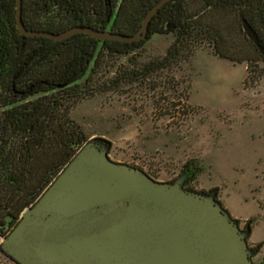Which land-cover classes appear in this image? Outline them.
<instances>
[{
    "label": "trees",
    "instance_id": "trees-1",
    "mask_svg": "<svg viewBox=\"0 0 264 264\" xmlns=\"http://www.w3.org/2000/svg\"><path fill=\"white\" fill-rule=\"evenodd\" d=\"M157 1L124 0L114 16L111 31L134 33L148 9ZM50 2L51 0H22L21 17L28 29L57 33L50 29ZM229 12L238 19V32L243 39L240 46H235L232 34L231 38H227L222 30L223 15ZM15 13V0H0L2 238L9 234L21 219L23 211L36 203L89 141L82 128L69 115L78 102L104 91H116L135 83L155 82L160 72L173 70L188 59L205 40L211 44L215 55L233 62H245L249 80L252 79V65L264 63L263 53L246 37L241 24V19L244 18L264 48V0H169L150 21L148 37L145 40L133 43L106 40L103 41V47L97 50L94 38L89 37L86 44L85 38L78 37L79 54L84 53L90 59L95 58V65L103 67L104 73L100 78L91 73L87 80L76 85L73 84L79 81L78 78L50 74L44 76L50 72L52 60L65 62L70 52H62L56 58L55 53L51 52L49 38L35 36L25 37V40L16 29ZM27 22L32 26L27 25ZM153 34L174 36L163 56L139 65L131 58L127 60V64H117L119 58L127 57L141 49ZM24 41L26 48L23 49ZM82 42L85 45H81ZM25 49L34 50L37 62L33 67L42 71V77L27 79L14 76L16 67L21 64L25 55ZM30 52L28 54H31ZM112 69L114 72H111ZM63 84L68 88L58 89L57 85ZM30 87L32 88L28 90ZM85 87L88 90L82 89ZM148 176L152 177L150 174ZM251 223L252 220L247 221L245 228L249 230ZM260 247V244L249 246L251 259L259 252Z\"/></svg>",
    "mask_w": 264,
    "mask_h": 264
},
{
    "label": "rangeland",
    "instance_id": "rangeland-1",
    "mask_svg": "<svg viewBox=\"0 0 264 264\" xmlns=\"http://www.w3.org/2000/svg\"><path fill=\"white\" fill-rule=\"evenodd\" d=\"M223 17L225 36L242 45L237 17ZM173 40L172 34H153L117 64L161 57ZM246 67L215 55L205 40L155 82L97 93L69 115L89 141L107 147L112 161L217 202L219 193L224 202L245 196L255 206L251 190L264 199V63L252 65L250 80ZM0 264L14 263L0 253Z\"/></svg>",
    "mask_w": 264,
    "mask_h": 264
},
{
    "label": "water",
    "instance_id": "water-1",
    "mask_svg": "<svg viewBox=\"0 0 264 264\" xmlns=\"http://www.w3.org/2000/svg\"><path fill=\"white\" fill-rule=\"evenodd\" d=\"M169 0H158L132 34L75 26L60 33L32 31L15 0V25L25 36L65 40L86 33L133 43ZM242 29L263 53L255 31ZM248 231L213 196L158 182L141 169L109 159L107 147L88 141L21 219L1 249L18 264H255Z\"/></svg>",
    "mask_w": 264,
    "mask_h": 264
},
{
    "label": "flooded vegetation",
    "instance_id": "flooded-vegetation-1",
    "mask_svg": "<svg viewBox=\"0 0 264 264\" xmlns=\"http://www.w3.org/2000/svg\"><path fill=\"white\" fill-rule=\"evenodd\" d=\"M123 1L124 0H51V2L49 3L50 6L48 8L51 11L50 19L52 18L51 19L52 28L50 29H52V31H56L57 33H60L75 26H84V27H92L97 30L111 31L114 16L118 13L119 9L121 8V5L123 4ZM134 10L135 7H133V11ZM27 25L32 26L31 23L29 22H27ZM26 29L28 28L26 27ZM20 35L22 34L20 33ZM22 36L24 39L25 37H31L25 35ZM78 37H82V39L85 38L86 39L85 43L87 44L89 37L92 36L86 33H77L61 41H57L49 38L51 40L50 43L52 45L51 52L55 53L56 58L58 55H61V53L65 51H69L70 56L65 62L52 60L50 62L51 70L50 72L44 74V76L50 74L51 76L78 78L79 81L75 82L73 85L84 82L85 80L88 79L91 73L93 75H97L99 78L102 76V74L104 73V68L101 67L100 65L98 66L95 65V60H94L95 58L90 59L88 58L87 55H84V53L79 54L80 47L78 46L79 45L78 44L79 41L77 40ZM93 41L97 50L103 47L102 45L103 41L98 40L96 38H94ZM24 42L25 44L22 45L23 49L26 48V41ZM81 45H85V44L82 42ZM24 52L25 55L21 60V64H19L16 67L14 71V76L27 78V79L42 77L43 75L42 71L37 69L35 70L33 67V65L37 62L34 55V50L25 49ZM28 52H30L31 54H28ZM57 87L60 90H63L66 87L68 88L66 84L57 85ZM70 87L71 86H69V88ZM31 88L32 87L28 88V90ZM82 89L88 90L86 89V87ZM91 89L94 90V87H92ZM0 253L4 254V256L9 260H11L14 264H18L14 260H12L6 253H4L1 248H0Z\"/></svg>",
    "mask_w": 264,
    "mask_h": 264
},
{
    "label": "crops",
    "instance_id": "crops-1",
    "mask_svg": "<svg viewBox=\"0 0 264 264\" xmlns=\"http://www.w3.org/2000/svg\"><path fill=\"white\" fill-rule=\"evenodd\" d=\"M250 192L252 193L251 203H254L255 206H248L250 201L245 196L235 199L236 196H229L224 202L225 200L223 201L218 193V201L231 218L240 224H246L247 221L252 220L247 234V243L248 246L261 245L259 252L254 255L252 260L254 263L264 264V199L258 198L253 190Z\"/></svg>",
    "mask_w": 264,
    "mask_h": 264
}]
</instances>
